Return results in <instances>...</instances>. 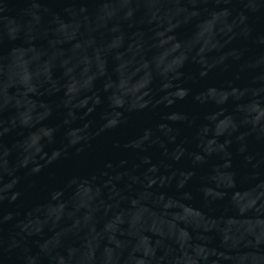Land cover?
Masks as SVG:
<instances>
[{"label": "water", "instance_id": "1", "mask_svg": "<svg viewBox=\"0 0 264 264\" xmlns=\"http://www.w3.org/2000/svg\"><path fill=\"white\" fill-rule=\"evenodd\" d=\"M0 264H264V0H0Z\"/></svg>", "mask_w": 264, "mask_h": 264}]
</instances>
